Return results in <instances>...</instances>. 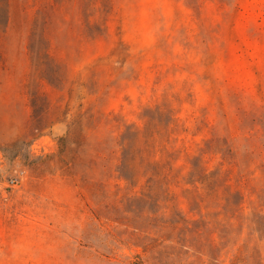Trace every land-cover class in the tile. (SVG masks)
Returning a JSON list of instances; mask_svg holds the SVG:
<instances>
[{
	"label": "rangeland",
	"instance_id": "rangeland-1",
	"mask_svg": "<svg viewBox=\"0 0 264 264\" xmlns=\"http://www.w3.org/2000/svg\"><path fill=\"white\" fill-rule=\"evenodd\" d=\"M0 264H264V0H0Z\"/></svg>",
	"mask_w": 264,
	"mask_h": 264
}]
</instances>
